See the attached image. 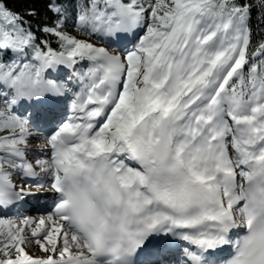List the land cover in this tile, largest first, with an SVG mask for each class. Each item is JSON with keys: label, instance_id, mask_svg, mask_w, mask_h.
I'll return each mask as SVG.
<instances>
[{"label": "snow or ice", "instance_id": "obj_1", "mask_svg": "<svg viewBox=\"0 0 264 264\" xmlns=\"http://www.w3.org/2000/svg\"><path fill=\"white\" fill-rule=\"evenodd\" d=\"M0 264H264V0H0Z\"/></svg>", "mask_w": 264, "mask_h": 264}]
</instances>
